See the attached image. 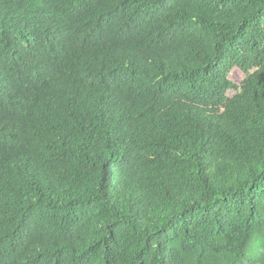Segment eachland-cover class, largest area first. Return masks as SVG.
<instances>
[{"label": "trees", "instance_id": "trees-1", "mask_svg": "<svg viewBox=\"0 0 264 264\" xmlns=\"http://www.w3.org/2000/svg\"><path fill=\"white\" fill-rule=\"evenodd\" d=\"M0 264H264V0H0Z\"/></svg>", "mask_w": 264, "mask_h": 264}, {"label": "rangeland", "instance_id": "rangeland-1", "mask_svg": "<svg viewBox=\"0 0 264 264\" xmlns=\"http://www.w3.org/2000/svg\"><path fill=\"white\" fill-rule=\"evenodd\" d=\"M245 78H246V73L241 67H235L230 74V79L236 85H241ZM112 178H113L112 180L114 181L115 179L114 175Z\"/></svg>", "mask_w": 264, "mask_h": 264}]
</instances>
